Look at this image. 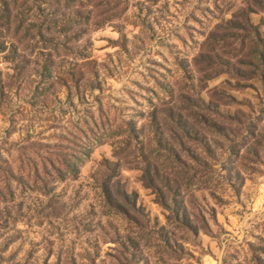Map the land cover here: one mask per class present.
Listing matches in <instances>:
<instances>
[{
    "label": "rangeland",
    "instance_id": "374dc122",
    "mask_svg": "<svg viewBox=\"0 0 264 264\" xmlns=\"http://www.w3.org/2000/svg\"><path fill=\"white\" fill-rule=\"evenodd\" d=\"M40 1L0 0V264H264V0Z\"/></svg>",
    "mask_w": 264,
    "mask_h": 264
},
{
    "label": "trees",
    "instance_id": "16d2710c",
    "mask_svg": "<svg viewBox=\"0 0 264 264\" xmlns=\"http://www.w3.org/2000/svg\"><path fill=\"white\" fill-rule=\"evenodd\" d=\"M35 1V0H34ZM39 1V0H38ZM46 0H41L40 2H38L39 3V7L41 8L42 7V5L44 4V2H45ZM152 1H154L155 2V0H152ZM40 37L41 38H43V36L40 34ZM40 38V39H41ZM51 163H48V162H46V165L47 164H50V165H52V168L54 169V171H56V177L55 178H57V179H62V177L64 176L63 175V173H62V171H61V169H60V167H61V163H60V161H58V162H53V161H50ZM66 171L65 172H70V173H75L76 171H77V167H76V163H73V166H70V164L69 165H66ZM149 175H148V172L146 171V170H144L143 171V178L144 179H146V181H148V180H150L149 178ZM148 178V179H147ZM150 184V183H149ZM148 186H152L151 184L150 185H148ZM108 193V191H106V194ZM160 201H159V203H160V205H162L164 208H168L167 207V205L164 203V201H162L161 199H159Z\"/></svg>",
    "mask_w": 264,
    "mask_h": 264
}]
</instances>
